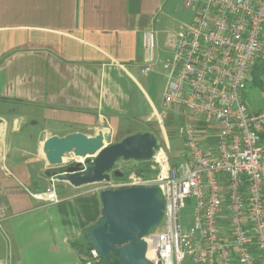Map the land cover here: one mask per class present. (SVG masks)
<instances>
[{
  "label": "crops",
  "instance_id": "crops-1",
  "mask_svg": "<svg viewBox=\"0 0 264 264\" xmlns=\"http://www.w3.org/2000/svg\"><path fill=\"white\" fill-rule=\"evenodd\" d=\"M171 6V0H0V264L86 263L76 244L102 213L100 193L88 187L94 183L57 181V202L33 197L48 186L47 137L149 132L170 150L164 126L186 117L162 107L166 39L183 29H170ZM191 120L199 142L212 148L217 135L204 120ZM24 124L38 131L23 132ZM260 139L264 145V133ZM184 149L177 158L170 150L172 164L186 159Z\"/></svg>",
  "mask_w": 264,
  "mask_h": 264
},
{
  "label": "built area",
  "instance_id": "built-area-1",
  "mask_svg": "<svg viewBox=\"0 0 264 264\" xmlns=\"http://www.w3.org/2000/svg\"><path fill=\"white\" fill-rule=\"evenodd\" d=\"M183 4L193 17L166 39L171 54L162 62L168 77L162 107L186 114L178 134L187 157L172 164L168 144L158 141L150 159L154 173H128L117 183L155 186L163 201L161 228L143 237L153 264H185L186 258L190 264H264V112L252 113L243 98L252 66L264 62V0ZM193 117L217 135L212 148L199 142ZM74 156L85 168L86 157ZM32 195L58 201L52 184ZM191 196L192 224L184 229L179 212ZM91 252L85 264H103Z\"/></svg>",
  "mask_w": 264,
  "mask_h": 264
},
{
  "label": "water",
  "instance_id": "water-1",
  "mask_svg": "<svg viewBox=\"0 0 264 264\" xmlns=\"http://www.w3.org/2000/svg\"><path fill=\"white\" fill-rule=\"evenodd\" d=\"M108 137L107 132L47 137L42 143V154L50 167L62 166L68 153L86 157V167L74 163L64 168L63 174L55 170L46 175H56L58 181L72 186L109 181L110 173L122 178L124 173L114 168L117 160H150L157 147L156 137L149 132L130 134L112 144H107ZM100 200L102 213L87 228L85 238L103 264H153L146 256L143 237L162 216L163 201L157 188L104 189L100 191Z\"/></svg>",
  "mask_w": 264,
  "mask_h": 264
},
{
  "label": "rangeland",
  "instance_id": "rangeland-1",
  "mask_svg": "<svg viewBox=\"0 0 264 264\" xmlns=\"http://www.w3.org/2000/svg\"><path fill=\"white\" fill-rule=\"evenodd\" d=\"M171 4H172L171 12L169 14L171 21L170 29L174 30L175 28H177V26L180 25H182V28L186 27L192 20L193 17L192 11L184 7L183 0H171ZM248 81H249L248 86L243 95L244 102L252 113L260 114L264 112V75H261L256 81L252 80V77L250 75ZM183 115L184 114L181 115L177 123L174 122L171 123L170 126L167 125L164 126L165 128L164 132H166V136L170 139L169 145L173 158H177L178 153H180L179 150H183L185 148L184 139L178 136L179 127L185 124L184 121L185 119ZM38 128H39L38 126L24 124L23 132H25L26 130H31L33 133H36L38 131ZM157 136H158L157 138H159V142L162 143V141H164V138L161 139L162 137H160L158 134ZM120 140L121 139L119 137L114 135L112 137H108L107 144H112ZM76 160L77 158L73 154H66L63 158L64 163L62 166H56V167L47 166L46 172L48 171L52 172L55 170L58 172H62L63 171L62 169L66 168L69 165H73L76 162ZM138 166H139L138 161H134V160L126 161L123 159H119L115 163L114 168L122 171L123 173L125 172L126 173L125 177L128 175V173L129 174L134 173L137 176H142V177H149L153 174L152 172L151 173L139 172L137 170ZM150 168L152 169L151 166ZM117 182H118L117 179L110 173L109 182L106 181L97 182L92 185H89L88 187H90V189H93V191L97 194L104 189L126 188L119 186ZM56 183L57 181L55 180L53 182L50 181V177H49L48 179L49 186L52 184L55 189ZM194 207H195V198L191 196L185 200V206L179 212L180 222L182 223L184 229H188L192 224ZM161 225H162V220L159 221V223L156 226L152 227L150 230L151 231L159 230L161 228ZM80 242H83V240ZM91 251L92 248L90 246V248H88V251L85 252L87 259H91L92 256ZM184 262L185 264H190V260H188L187 258Z\"/></svg>",
  "mask_w": 264,
  "mask_h": 264
},
{
  "label": "trees",
  "instance_id": "trees-1",
  "mask_svg": "<svg viewBox=\"0 0 264 264\" xmlns=\"http://www.w3.org/2000/svg\"><path fill=\"white\" fill-rule=\"evenodd\" d=\"M250 75L252 77V80H257L261 75H264V62H255L254 65L252 66L251 68V71H250ZM249 83V81H248ZM248 83H247V86H248ZM139 163V166L137 167V170L139 172H145V173H154V170L150 168L151 166V161L150 160H142V161H138ZM63 170V169H62ZM126 175V173L124 172V175L122 178H124ZM116 179H120V178H117L115 177ZM85 234H86V230H85ZM84 234V235H85ZM77 247H78V250L81 251V252H86L88 251V248H90V243L88 241L87 238L84 237L83 239V242H78L77 244ZM87 246V247H86Z\"/></svg>",
  "mask_w": 264,
  "mask_h": 264
},
{
  "label": "bare ground",
  "instance_id": "bare-ground-1",
  "mask_svg": "<svg viewBox=\"0 0 264 264\" xmlns=\"http://www.w3.org/2000/svg\"><path fill=\"white\" fill-rule=\"evenodd\" d=\"M81 159H82V158L80 157L79 160H81ZM147 256H148V257L151 256V252H150V251L147 252Z\"/></svg>",
  "mask_w": 264,
  "mask_h": 264
}]
</instances>
